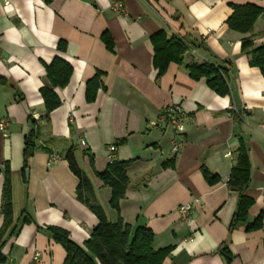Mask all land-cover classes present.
I'll return each instance as SVG.
<instances>
[{
  "label": "crops",
  "instance_id": "0c3cea01",
  "mask_svg": "<svg viewBox=\"0 0 264 264\" xmlns=\"http://www.w3.org/2000/svg\"><path fill=\"white\" fill-rule=\"evenodd\" d=\"M5 1L0 0V119L7 125L6 136L0 132V169L9 166L12 226L18 227L1 251L6 264H62L65 252L46 227L61 228L82 245L98 225L96 216L76 199L78 180L64 159L69 148L109 222L120 217L132 230H150L155 250L172 247L163 264H264V220L257 231L247 232L243 226L229 230L238 194L227 185L237 158L236 131L250 161L244 193L253 205L247 223L264 212V79L241 50L247 37L255 45L264 43V12L247 34L225 24L230 5L253 4L264 10V0ZM160 30L167 38L184 37L196 55L184 57L181 65L169 64L158 77L149 38ZM105 32L113 41L112 52L100 40ZM60 41L65 43L63 52L56 49ZM55 57L67 62L72 74L63 89H55L61 104L45 118L39 90L45 66ZM190 61L223 67L229 94L221 97L205 79H191L186 70ZM97 72L100 87L87 102L86 83ZM174 104L190 121L175 139L179 147L172 154L171 128L153 129L149 123ZM233 112L239 116L238 126ZM33 115L38 116L39 138L24 167V139ZM110 145L116 147L112 158ZM51 154L60 159L49 165ZM112 160L129 162V182L118 212L109 205L110 188L96 176ZM169 161L174 168L163 169ZM203 170L219 181L208 184ZM2 186L3 173L0 206ZM183 204H192L188 221L177 213ZM22 214L33 223L20 225ZM2 221L0 212V227ZM222 246L231 256L229 263L220 253Z\"/></svg>",
  "mask_w": 264,
  "mask_h": 264
},
{
  "label": "trees",
  "instance_id": "16d2710c",
  "mask_svg": "<svg viewBox=\"0 0 264 264\" xmlns=\"http://www.w3.org/2000/svg\"><path fill=\"white\" fill-rule=\"evenodd\" d=\"M53 0H46L49 4ZM156 1V0H153ZM232 14L225 24L231 31L240 34L251 32L257 18L264 12L263 9L253 5H230ZM100 40L110 52L113 51V41L108 33H103ZM153 48L152 65L157 71V76H162L169 64H183L184 54L194 47L184 40V37L173 35L167 38L162 30L154 33L149 38ZM56 49L58 52L65 50V43L58 42ZM241 50L248 58L249 65L257 68L264 79V43L255 45L251 37L242 39ZM188 75L193 80L205 79L210 90L215 94L224 97L229 94L227 84V74L223 67H219L209 62L200 64L190 61L186 65ZM72 74L71 66L59 57H55L52 62L45 66L43 86L39 93L43 100L44 117L57 109L61 102L55 93V89H63L69 82ZM100 72L87 81L85 98L87 102H92L97 89L100 87ZM3 81L0 80V84ZM232 121L238 126L241 122L238 114L232 113ZM238 140L236 149L237 158L234 167L231 169L227 185L230 191L238 194L236 209L229 224V230L243 226L245 231H257L262 227L264 212H261L251 223H247L249 209L253 205V199L245 195L244 191L250 182V161L248 149L239 132H234ZM39 138V131L36 120L30 118V130L24 139L23 166L26 167L29 158L36 151L35 142ZM64 159L68 163L69 170L78 180L75 191L76 199L85 205L96 216L98 225L92 231L90 237L82 244L78 245L69 238V233L61 228L48 226L46 230L50 233L51 239L65 252V259L62 264H163L164 259L169 255L172 247L155 250L153 248V234L146 228H136L125 224L118 217L112 223L106 219L103 209L95 203L92 185L85 173L78 167L73 148H69ZM92 166V159H90ZM129 162H119L112 160L105 172L96 174L97 178L105 187L110 188L111 197L109 205L116 212L119 211V202L123 199L127 184V167ZM162 168H174V162H164ZM3 173V186L1 196L0 212L3 217L0 227V264H6V257L2 254V248L10 237L17 233L18 227L13 228V215L11 203V183L10 170L7 163L0 169ZM203 177L210 185L219 181L217 176H212L207 170H203ZM33 221L25 214L21 215L20 225L31 224ZM220 253L226 263L231 261V256L225 246L220 248Z\"/></svg>",
  "mask_w": 264,
  "mask_h": 264
},
{
  "label": "built area",
  "instance_id": "2783aa9c",
  "mask_svg": "<svg viewBox=\"0 0 264 264\" xmlns=\"http://www.w3.org/2000/svg\"><path fill=\"white\" fill-rule=\"evenodd\" d=\"M3 3L6 5L7 2L5 0H2ZM114 7L118 8L119 7V3L115 2L114 3ZM196 55V52L194 49H189L187 50V52L184 54L185 57H190V58H194V56ZM33 118L37 121L38 120V116L37 115H33ZM187 121H190L189 116L187 115V113L183 110V108L178 105V104H174V105H169L165 108H163L159 114L157 115L156 120L152 121L149 123V127L150 128H160L161 126H165V127H170L173 133V142L171 144V153L175 154L178 151V147L179 144L178 142L175 140L179 135H181L184 130H185V123ZM7 125V120L5 119H0V132L3 134V136H6L5 132V128ZM261 129L264 132V125L261 126ZM83 144V142H82ZM115 146L114 145H110L108 147V151H109V158H112V153L115 151ZM60 159V156L57 154H51L48 158V164H54L56 163L58 160ZM192 212V204H183L180 205L177 208V213L179 215V217L184 220V221H188L190 214ZM39 257V254L36 253L34 255V260L37 261V258Z\"/></svg>",
  "mask_w": 264,
  "mask_h": 264
},
{
  "label": "water",
  "instance_id": "95a60500",
  "mask_svg": "<svg viewBox=\"0 0 264 264\" xmlns=\"http://www.w3.org/2000/svg\"><path fill=\"white\" fill-rule=\"evenodd\" d=\"M27 173V172H26Z\"/></svg>",
  "mask_w": 264,
  "mask_h": 264
}]
</instances>
